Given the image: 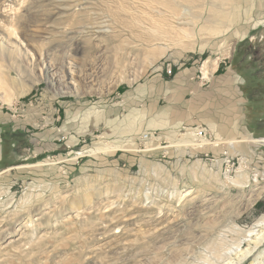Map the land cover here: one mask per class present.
I'll return each mask as SVG.
<instances>
[{"label": "rangeland", "instance_id": "obj_1", "mask_svg": "<svg viewBox=\"0 0 264 264\" xmlns=\"http://www.w3.org/2000/svg\"><path fill=\"white\" fill-rule=\"evenodd\" d=\"M121 1V10L128 7L138 15L144 9L145 0ZM202 1L188 5L185 16L194 43L183 39L148 67L156 47L141 44L130 14L116 11L117 0H0V71L13 82L10 103L0 93V122L25 132L13 131L6 140L0 136V264H172L176 254L187 255L181 264H190L204 250L185 244L193 238L247 248L245 234L260 216L243 211V197L264 188V174L252 176L243 189L234 188L229 183L240 170L236 160L227 173L220 162L225 148L185 146L192 140L190 128L200 125L226 140L213 123L182 126L164 142L156 141L165 146L155 150H162L158 158L155 151L140 152L138 139L146 130L136 128V106L117 95L161 65L184 68L196 56V82L208 85L216 68L217 76L228 68L248 80L243 91L249 100L238 106L246 116L241 112L232 120L229 127L236 134L225 142H233L234 149L227 153L234 157L241 144L264 143V59L241 65L253 49L254 58L264 51V0H227V20L219 31L203 36L198 17L210 0ZM125 16L121 26L118 17ZM101 22L108 33L94 37V24ZM207 60L214 71L204 79ZM63 127L68 131L60 135ZM51 132L59 141L48 139ZM71 137L79 141L75 148L67 146L63 160L44 152L48 143ZM73 149L77 153L69 155ZM209 149L221 156H211ZM122 155L128 161H116ZM262 160L263 166L264 155ZM86 191L92 208L75 217L70 204L84 205ZM188 192L191 196L178 200ZM260 199L264 202V194ZM168 221L174 227L163 233ZM263 250L264 245L243 264H259Z\"/></svg>", "mask_w": 264, "mask_h": 264}, {"label": "crops", "instance_id": "obj_2", "mask_svg": "<svg viewBox=\"0 0 264 264\" xmlns=\"http://www.w3.org/2000/svg\"><path fill=\"white\" fill-rule=\"evenodd\" d=\"M246 38L247 37H244L236 42V47ZM251 52L250 55L249 53L247 54L246 59L242 57L241 65L244 64L245 61L249 62L250 60H257V64H260V61L264 59V51H262V53H257V57L255 58L254 49ZM251 54L254 56H251ZM191 59V62L184 68L174 65L173 67L170 66V73L166 71L167 67L161 65L154 70V74L140 82L134 89L123 90V92H121L122 94H117L119 97L125 98L127 106H130L129 104L136 106L135 108L137 109H133V111L136 110L137 113L135 123L138 132H142L143 130L155 133L158 132L157 134L161 137L157 135L158 137L155 141H159V143L164 142L162 140L164 137L176 132L182 126L192 127L204 123L217 124L220 132L219 134L226 140L232 139L236 134L229 126H231L232 120L240 115L239 113H244V108L241 109L238 106H242V104L245 105V102H247L246 100H249V98L246 97V93L243 91L247 85L248 80L245 81L247 77L245 79L241 76L238 77L237 73H230V69L228 68H224V72H221L222 74L217 76L215 74L216 68L210 79L206 80V83L210 81L208 85L202 82H196V79L199 78L196 75L197 69L195 67L198 58L195 56ZM231 67L232 65L230 64V68ZM231 93H234V95L231 96ZM217 101H219V103H217ZM64 107L65 109L63 108V112L67 114L68 110L69 114L70 106L65 105ZM238 109L239 111H237ZM244 114L246 116V112ZM79 116L80 113L75 115L73 120L79 119ZM15 125L16 124H11L9 122L6 124L5 122H0V136L3 140H6L7 136H9L11 132L13 133V131L17 133V135L25 134L20 128L16 129ZM79 128H81V126ZM94 129H96V126H94ZM61 130L64 134L68 131L67 127H63L59 131L60 135L62 134ZM77 131H75V134H77ZM48 134L49 133L46 135L43 134L44 138L48 137ZM17 135L14 134V136ZM51 135H53L52 138L49 137L48 139L59 141L55 132H51L50 136ZM72 141L73 144H71ZM76 141L78 142L79 140H76L75 137H71V140H67L66 142L48 143L44 152L49 154L52 153L54 158L63 160L62 157L67 155V146L69 145L75 148L77 145ZM160 147L163 148L165 146ZM240 147V150H236V154H234L235 156L239 154L243 159L239 164L238 170L242 168V170L247 173L249 183L252 176L257 175V177H261L260 175L262 173L264 174V165L262 166L261 163L264 155V144L248 143L246 145L241 144ZM161 151L162 150H157L152 155L158 158L161 155ZM198 152L205 154V151ZM72 153L75 154L77 152L73 149V151L68 154L71 155ZM208 153L213 157L221 156V152L216 151V149H209ZM34 154L32 156H34ZM127 158V156L122 155V158L117 157L116 161H120L121 159L127 160ZM139 160L141 159L139 158ZM261 168L262 171H260ZM72 170L76 171L77 168L74 167ZM249 210L247 214L251 213L254 216L255 214L257 216H262L264 213V202H261V199L257 200Z\"/></svg>", "mask_w": 264, "mask_h": 264}, {"label": "bare ground", "instance_id": "obj_3", "mask_svg": "<svg viewBox=\"0 0 264 264\" xmlns=\"http://www.w3.org/2000/svg\"><path fill=\"white\" fill-rule=\"evenodd\" d=\"M195 1L196 0H145L142 3V5L144 6V9H139V11L137 12L138 15H136V14H134V11H132L131 8H128V7L123 8L122 7L123 10H121V4H124V3L121 0H117V2H119V4H120V7H117L116 11L117 12L122 11L125 14H130V16L128 18L130 21L129 24L132 25L131 27L134 30H138L139 35H141L140 36L141 37L140 38L141 44H143L145 42L146 43L152 42L153 46L156 47L155 51L149 57L148 65H147L148 67L152 66L157 59L163 57L165 54H167L169 52V50L173 49L175 46H177V45L181 46L183 44V41H182L183 39H186L187 42L190 41V42L194 43V37L195 36L192 33L193 28L189 27V22L185 20L186 19L185 16L190 11L188 5L193 4ZM226 1L227 0H210V2H208V6L205 3L207 7L205 8L203 13L199 14V17H198L199 19H201V26L199 29L200 35L203 36V35H206V34H209L212 32H217V31H219L220 27L223 26L222 24L224 23L225 20H227L228 15L230 14L229 11L225 10L223 7V5H224V3H226ZM205 4H204V6H205ZM226 7L231 8L229 6H226ZM116 11H114V13ZM112 15H114V14H112ZM124 19L127 22V16H125V18H123V19L118 17V22L121 26H123ZM126 25H127V23L125 24V27H126ZM84 28H86V27L84 26ZM86 29H89V28H86ZM107 29L108 28H107L105 22L98 23L97 25L95 23L94 24V37H96L99 34H107L108 33ZM88 32L90 33L91 31H88ZM142 36L145 38H143ZM226 53L231 54L230 48L227 49ZM210 65H211V61H208V60L203 64L202 76L204 79H208L210 73L214 71L213 67L211 68V70H209ZM12 85H13V82L10 81L8 79V77H6L4 75V73L0 71V93H1V91H4V92H2V93H4L3 94L4 96H2L1 99L5 103H10V98L7 96V94H9L8 93L9 90L12 89ZM218 144H219L218 141H216V142L206 141L202 144V146H203V148L204 147H210V146L217 147ZM228 144H229L228 148L234 149L232 146L233 142H228ZM185 146L186 147L191 146L192 148L195 147L193 144V141L185 144ZM247 179H248L247 173H245V171L240 169V171L237 172L236 177L230 180L229 184L231 186H233L234 188L243 189L247 185V181H248ZM263 194H264V188L263 187H257L255 189H253L251 194L245 195V197H243V201L245 202L243 204L244 205L243 211L247 210V208L248 209L252 208L253 204L257 200H259ZM83 196H84V199H83L84 205L79 206L80 204H76L75 200L72 201L70 204V206L73 210V213L75 214V217L80 215L84 211H90V209L92 208V205H93L92 201L93 200H92L90 192H88V191L84 192ZM189 196H191V192L184 193V194L181 193V194H179L178 200H182V199L187 198ZM242 196H243V194H242ZM221 218H222V216H221ZM214 219L217 220V218H214ZM173 223L174 222H172V221L171 222L168 221L167 225H165V226L162 225L163 226V230H162L163 233H167L170 230H172L174 227ZM212 225L213 224H210L209 226H212ZM170 239H171V237H170ZM245 239L249 243V245L245 249H242V247H240L239 244L227 245L225 242L219 243V242H209V241H207L205 243L204 241H200V240H197L195 238L190 239L187 243H185L186 245H191L193 247L196 246L197 248L201 246V248L204 249L203 254L201 252V255L198 256L197 261L191 262L190 264H243V262L252 258V256L257 255L258 249H260L264 245V215L260 216L254 222L253 227L250 228L246 232ZM185 240L187 241V239H185ZM167 241H168V243H165L166 242L165 241L164 244H166V245L169 244V240H167ZM12 242H14V241H11L9 243H12ZM262 252L259 254H262V256H263L264 250ZM186 256L187 255H185L184 257L183 256L181 257L178 255V257H177V254H176L174 259L171 258L172 259L171 262H172V264H181V262L186 263V261L188 259V258H186ZM189 256H190V254H189ZM250 264H252V263H250ZM259 264H264V257L259 260Z\"/></svg>", "mask_w": 264, "mask_h": 264}, {"label": "built area", "instance_id": "obj_4", "mask_svg": "<svg viewBox=\"0 0 264 264\" xmlns=\"http://www.w3.org/2000/svg\"><path fill=\"white\" fill-rule=\"evenodd\" d=\"M168 73H170L171 69H170V65L167 66V70H166ZM188 129V130H187ZM184 128V131H188L189 132V128ZM190 131H191V138L193 141V144L195 147V149L193 150H196V149H204L202 144L206 141H211V142H216L218 141L219 144L217 147L215 148H219V147H222V148H225V150L223 151L222 153V160L220 161L221 164H224L225 168H226V171L227 173H230L233 172V168H234V163L236 162L237 160V164H238V167H239V164L242 160V158L240 156H237L236 158L234 157H231L226 150H228V145L226 144V140H223L221 139L220 137L217 136V134L211 132L205 125H200V126H196L195 128L191 129L190 128ZM183 135H189V134H183L182 133V136ZM158 136L155 135V132H151V131H144L141 133V135L139 136V139L138 141L140 142L141 144V150L140 152H143V153H151L153 151H155L156 149L160 148V146H157L155 143H156V139H157ZM159 142V141H157ZM261 144H264V143H261ZM162 148V147H161ZM207 156V155H205ZM213 162V160H212ZM255 177V176H254Z\"/></svg>", "mask_w": 264, "mask_h": 264}, {"label": "flooded vegetation", "instance_id": "obj_5", "mask_svg": "<svg viewBox=\"0 0 264 264\" xmlns=\"http://www.w3.org/2000/svg\"><path fill=\"white\" fill-rule=\"evenodd\" d=\"M251 56H253L252 54H251ZM247 57V56H246ZM250 62H251V60H250ZM258 63V61L257 60H252V64H257ZM252 69H254V67H245V71L246 72H252ZM255 78V77H254ZM256 100H258V98L256 99Z\"/></svg>", "mask_w": 264, "mask_h": 264}, {"label": "trees", "instance_id": "obj_6", "mask_svg": "<svg viewBox=\"0 0 264 264\" xmlns=\"http://www.w3.org/2000/svg\"><path fill=\"white\" fill-rule=\"evenodd\" d=\"M237 64V63H236Z\"/></svg>", "mask_w": 264, "mask_h": 264}]
</instances>
